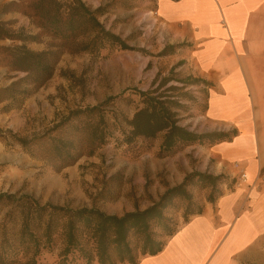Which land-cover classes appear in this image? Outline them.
I'll return each instance as SVG.
<instances>
[{"label":"rangeland","instance_id":"obj_1","mask_svg":"<svg viewBox=\"0 0 264 264\" xmlns=\"http://www.w3.org/2000/svg\"><path fill=\"white\" fill-rule=\"evenodd\" d=\"M14 1L0 0V70L5 79L13 81L25 75L11 67L12 49L21 42L6 35L19 37L40 33L22 13L23 4L16 5ZM82 1L92 9L103 7L100 21L135 50L106 48L96 58L65 53L56 62L54 74L44 86L29 87L27 100V96L18 95L0 107V193L21 192L41 204L68 209L94 207L107 214L121 215L149 206L150 201L162 195L161 188L166 190L171 184L178 185L179 176L185 178L198 172L197 166L202 163H207L208 172L200 173L214 175L213 160H206L212 149L210 144L189 145L172 156L161 158L157 156L159 149L153 150L160 144L161 137L150 149H142L137 157L121 152L120 158L112 150L113 156L118 155L117 159L99 153L98 163L89 160L92 156H85L79 160L80 164L78 161L68 170L55 171L57 165L45 155L48 138L43 136L70 111L97 105L108 98L113 97L112 102L118 110L131 118L141 105L138 91L158 88V93L170 95L182 104L178 112L184 125L199 133L211 132L203 119L205 88L192 80L194 76L183 58L186 43L177 40L167 15L161 10L165 0ZM49 41L44 37L41 42L26 43V47L41 51ZM171 86L178 89L168 90ZM122 127L126 128L124 124ZM120 135L119 131L114 132L115 137ZM19 139L32 141L22 146ZM114 141L111 139V144L116 147ZM190 146L199 147L201 155L195 156L197 150L183 151ZM185 160L188 165L182 166ZM172 163L178 173L171 171ZM73 169H77L75 174ZM244 174L239 173L234 178L227 176L229 181H235L223 186L233 189L238 181L247 185L243 182L246 179H241ZM203 189L195 183L189 187L192 196L201 194ZM253 189L258 192L264 189V169L254 180ZM154 190L158 196L156 200L151 197ZM4 213L5 210L0 215ZM62 249L61 238L57 237L54 245L41 254L39 263L56 264Z\"/></svg>","mask_w":264,"mask_h":264},{"label":"trees","instance_id":"obj_2","mask_svg":"<svg viewBox=\"0 0 264 264\" xmlns=\"http://www.w3.org/2000/svg\"><path fill=\"white\" fill-rule=\"evenodd\" d=\"M13 4H23L22 13L40 33L6 35L21 42L12 49L11 67L25 75L0 89V101L28 96L27 88L44 86L65 53L96 58L106 48L135 50L100 21L103 7L92 9L82 0H15ZM44 37L50 41L43 50L26 47V43L41 42ZM192 80L195 84L209 86L198 77ZM174 89L178 87L171 86L168 90ZM158 92V88L138 91L141 105L131 118L118 110L113 97L70 111L43 136L48 138L45 155L57 165L55 171L73 166L82 157L94 156L111 144V139H115L123 155L129 153L137 157L142 149H150L161 137L157 156L164 158L189 145L208 143L212 146L236 135L234 130L202 133L191 130L179 115L182 104ZM115 131H119L121 137H115ZM18 141L25 146L32 140ZM234 181H229L224 174L214 176L195 171L180 184L166 189L147 208L122 215L107 214L94 207L68 209L41 204L28 194L2 192L0 214L4 210L5 213L0 215V264H41V254L54 245L57 237L61 238L63 249L56 264H136L141 256L161 251L167 237L190 216L202 212V203L195 201L189 192L191 185L209 188L206 199L212 203L222 194L223 184Z\"/></svg>","mask_w":264,"mask_h":264},{"label":"crops","instance_id":"obj_3","mask_svg":"<svg viewBox=\"0 0 264 264\" xmlns=\"http://www.w3.org/2000/svg\"><path fill=\"white\" fill-rule=\"evenodd\" d=\"M161 10L177 40L186 43L183 58L191 74L209 83L203 86V119L211 132L236 131L230 140L214 143L206 160H213L215 176L245 173L247 185H224L212 203L206 199L209 189L195 193L192 197L202 203V212L167 237L161 251L141 256L136 264H264V189H253L264 169V0H165ZM12 81L0 70V89ZM11 101L1 100L0 107ZM112 150L120 156L121 150L109 144L89 160L98 163L99 153L113 156ZM188 150L201 155L199 147L183 151ZM206 168L205 162L196 170ZM171 171L178 173L173 163ZM183 178H177L178 184ZM151 197L158 198L155 190Z\"/></svg>","mask_w":264,"mask_h":264},{"label":"built area","instance_id":"obj_4","mask_svg":"<svg viewBox=\"0 0 264 264\" xmlns=\"http://www.w3.org/2000/svg\"><path fill=\"white\" fill-rule=\"evenodd\" d=\"M241 179H242V180H245V175H243V176L241 177Z\"/></svg>","mask_w":264,"mask_h":264}]
</instances>
